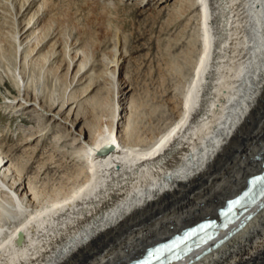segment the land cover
Instances as JSON below:
<instances>
[{"label":"bare ground","instance_id":"1","mask_svg":"<svg viewBox=\"0 0 264 264\" xmlns=\"http://www.w3.org/2000/svg\"><path fill=\"white\" fill-rule=\"evenodd\" d=\"M35 1L0 0V50L7 39L16 47L18 86L52 36L54 4L41 0L35 11ZM186 1L189 12L199 11L201 52L168 128L145 135L131 110L124 132L115 128L123 117L118 113L104 122L89 115L74 131L75 167L44 176L26 177L0 148V264H128L148 246L216 216L263 171L264 0ZM57 47L51 53L59 55ZM117 53L103 58L113 77ZM68 56L69 70L91 61L76 43ZM25 95L14 98L20 110L31 102ZM33 103L34 111H46ZM34 139L24 141L25 149L35 150ZM212 243L175 264H188ZM193 264H264V209Z\"/></svg>","mask_w":264,"mask_h":264},{"label":"rangeland","instance_id":"2","mask_svg":"<svg viewBox=\"0 0 264 264\" xmlns=\"http://www.w3.org/2000/svg\"><path fill=\"white\" fill-rule=\"evenodd\" d=\"M51 1L52 36L39 46L38 61L27 64L19 86V77L15 79L22 65L16 47L7 39L2 43L6 50H0V148L16 158L26 177L75 167L76 126L83 127L89 115L104 122L118 113L123 117L115 128L122 132L130 112L145 135L168 128L181 112L184 90L201 52L199 11L189 12L186 0L176 4L175 0ZM39 2H34L33 10ZM75 43L91 60L83 70L79 61L68 69V51ZM56 45L62 49L59 55L51 53ZM115 48L118 63L113 77L106 72L103 58ZM23 94L31 102L20 110L13 101ZM33 102L47 112L34 111ZM78 109L81 113L76 120ZM56 112L61 118L55 117ZM33 137L30 145L35 150L25 149L24 141Z\"/></svg>","mask_w":264,"mask_h":264},{"label":"water","instance_id":"3","mask_svg":"<svg viewBox=\"0 0 264 264\" xmlns=\"http://www.w3.org/2000/svg\"><path fill=\"white\" fill-rule=\"evenodd\" d=\"M108 150H105L104 149V151H102V153H105V152H107ZM257 206V207H256ZM255 207H256V211L257 210H259V209H261V208H263V206H264V199H262L261 201H259L258 203H257V205H256ZM253 209H252V207L251 208H248V209H246L245 211H244V213L242 214V217H241V219L237 222V225H239V224H241V223H243V222H247L251 217H252V213H251V211H252ZM219 236H216L215 238H214V240H213V243H215V242H217L219 239H220V237L218 238ZM209 247V249L207 250V251H204V254L205 253H208L209 251H210V245L208 246Z\"/></svg>","mask_w":264,"mask_h":264},{"label":"snow or ice","instance_id":"4","mask_svg":"<svg viewBox=\"0 0 264 264\" xmlns=\"http://www.w3.org/2000/svg\"><path fill=\"white\" fill-rule=\"evenodd\" d=\"M256 181L261 187V191L264 192V177H256Z\"/></svg>","mask_w":264,"mask_h":264}]
</instances>
